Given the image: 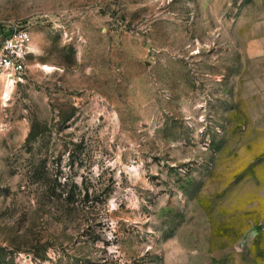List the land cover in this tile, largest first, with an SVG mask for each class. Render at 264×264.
<instances>
[{
    "label": "rangeland",
    "instance_id": "374dc122",
    "mask_svg": "<svg viewBox=\"0 0 264 264\" xmlns=\"http://www.w3.org/2000/svg\"><path fill=\"white\" fill-rule=\"evenodd\" d=\"M10 22L0 264H264V0H0Z\"/></svg>",
    "mask_w": 264,
    "mask_h": 264
},
{
    "label": "built area",
    "instance_id": "2783aa9c",
    "mask_svg": "<svg viewBox=\"0 0 264 264\" xmlns=\"http://www.w3.org/2000/svg\"><path fill=\"white\" fill-rule=\"evenodd\" d=\"M30 42L29 23L10 22L0 30V77L20 80L27 67Z\"/></svg>",
    "mask_w": 264,
    "mask_h": 264
},
{
    "label": "crops",
    "instance_id": "0c3cea01",
    "mask_svg": "<svg viewBox=\"0 0 264 264\" xmlns=\"http://www.w3.org/2000/svg\"><path fill=\"white\" fill-rule=\"evenodd\" d=\"M251 56H260L264 54V22H261L257 27V33L251 35L248 42L244 46Z\"/></svg>",
    "mask_w": 264,
    "mask_h": 264
},
{
    "label": "bare ground",
    "instance_id": "6f19581e",
    "mask_svg": "<svg viewBox=\"0 0 264 264\" xmlns=\"http://www.w3.org/2000/svg\"><path fill=\"white\" fill-rule=\"evenodd\" d=\"M11 83H12V81H11L10 79H6V80L4 81V85H5V87H6L7 90L9 89ZM5 96H6V93L4 94V97H5Z\"/></svg>",
    "mask_w": 264,
    "mask_h": 264
}]
</instances>
